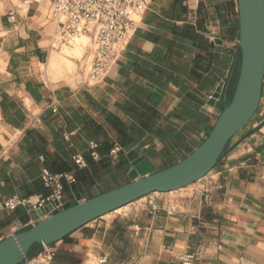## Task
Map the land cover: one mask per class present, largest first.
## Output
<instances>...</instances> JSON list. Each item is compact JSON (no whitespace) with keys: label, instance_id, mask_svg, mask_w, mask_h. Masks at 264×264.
<instances>
[{"label":"crops","instance_id":"1","mask_svg":"<svg viewBox=\"0 0 264 264\" xmlns=\"http://www.w3.org/2000/svg\"><path fill=\"white\" fill-rule=\"evenodd\" d=\"M146 1L109 77L91 85L89 57L78 71L76 59L52 55L56 23L48 0L21 13L18 29L7 18L11 2L0 0V201L38 203L47 195L44 169L71 173L75 182L51 205L60 212L95 197L96 189L129 183L136 159L144 156L160 172L208 137L238 74V0ZM65 71L72 75L47 78ZM91 143L99 145V161L90 156ZM115 146L121 152L111 156ZM78 156L86 167L76 166ZM157 198L162 210L155 215L135 202L129 213H119L126 206L54 244L53 264H98L105 255L108 264H180L187 253L196 254V264H264V82L255 118L217 167ZM39 211L1 214L0 242L36 225Z\"/></svg>","mask_w":264,"mask_h":264},{"label":"water","instance_id":"2","mask_svg":"<svg viewBox=\"0 0 264 264\" xmlns=\"http://www.w3.org/2000/svg\"><path fill=\"white\" fill-rule=\"evenodd\" d=\"M240 71L235 91L204 142L186 159L160 172L144 156L131 163L130 182L106 193L51 214L52 206L39 211L40 221L30 229L0 242V264H23L35 246H52L91 222L153 193L187 188L207 177L218 165L230 142L255 118L264 82V0H238ZM220 97L219 93L213 100ZM213 102V101H212ZM72 190L78 193L77 186ZM57 204V203H56ZM49 214V215H45Z\"/></svg>","mask_w":264,"mask_h":264},{"label":"built area","instance_id":"3","mask_svg":"<svg viewBox=\"0 0 264 264\" xmlns=\"http://www.w3.org/2000/svg\"><path fill=\"white\" fill-rule=\"evenodd\" d=\"M12 9L8 14V21L14 29L20 25V15L32 6L41 5L45 0H9ZM53 10L56 30L50 37V51L60 52L64 47L79 37H88L92 41L89 53L90 69L88 83L96 85L109 77L113 65L122 55L127 45L137 33L147 9L146 0H48ZM68 139V135H65ZM99 145L91 143L90 156L94 161L101 159ZM121 152L115 146L110 152L116 156ZM74 162L80 168L86 167L85 160L75 157ZM43 188L47 191L44 199L34 203L32 198L18 197L0 201V215L15 211L19 207L28 210H44L60 202L65 184H73L74 176L71 173H54L44 169L41 175ZM157 195L153 193L146 196L145 206L150 214L155 215L162 210ZM59 206L53 207L51 214L57 212ZM172 210H167L172 214ZM49 215V214H48ZM43 252L26 259L23 264H53L56 249L52 246H42ZM109 256L99 259L98 264H108ZM180 264H196L195 253H187L178 258Z\"/></svg>","mask_w":264,"mask_h":264},{"label":"rangeland","instance_id":"4","mask_svg":"<svg viewBox=\"0 0 264 264\" xmlns=\"http://www.w3.org/2000/svg\"><path fill=\"white\" fill-rule=\"evenodd\" d=\"M81 40H74L71 45L64 47L60 52H53L52 55L56 56L58 59L61 60H65V58H73L76 59L74 60V62L76 63L77 67L76 69H81L82 65L84 64L85 60H87V58L89 57V53L90 50L92 48V41L91 39L87 38L84 39V37H79ZM87 40V41H86ZM82 41H84V43H82ZM78 45H77V44ZM86 43V44H85ZM86 45V46H85ZM70 49V50H69ZM80 49V50H79ZM78 52H76V51ZM71 51V52H70ZM73 51V52H72ZM76 52V53H75ZM64 58V59H63ZM240 71V68H238V72ZM45 72V71H44ZM72 75L70 73H62V74H49L48 75V79L51 81H57L58 79H64L67 77V75ZM137 206L135 207H140L145 206L146 203V198H142L138 201ZM135 203V202H134ZM131 211V207L128 206L125 209L119 211V213H121V215H125L127 213H129ZM90 264H94V263H90Z\"/></svg>","mask_w":264,"mask_h":264},{"label":"trees","instance_id":"5","mask_svg":"<svg viewBox=\"0 0 264 264\" xmlns=\"http://www.w3.org/2000/svg\"><path fill=\"white\" fill-rule=\"evenodd\" d=\"M240 63H241V54H240V60H239V68H240ZM238 74H239V72H238ZM238 74H237V78H238ZM237 78H236L235 84H234L233 87H232V91L230 92V97H229V99H231L232 96H233V94H234L235 86H236V82H237ZM27 230H28V229H27ZM25 231H26V230H25ZM41 248H42V246H35V247L32 249L31 253H30V257H34V256H36L37 253L40 252V249H41Z\"/></svg>","mask_w":264,"mask_h":264},{"label":"bare ground","instance_id":"6","mask_svg":"<svg viewBox=\"0 0 264 264\" xmlns=\"http://www.w3.org/2000/svg\"><path fill=\"white\" fill-rule=\"evenodd\" d=\"M88 37H84V39H87ZM76 40L80 41L81 39L80 38H76ZM87 41V40H86ZM82 43H84V41H82ZM77 44V43H76ZM86 44V43H85ZM78 45V44H77ZM86 46V45H85ZM70 50V49H69ZM80 50V49H79ZM76 51V50H75ZM71 52V51H70ZM73 52V51H72ZM77 52V51H76ZM75 52V53H76ZM78 53V52H77ZM64 59V58H63ZM66 59V58H65ZM72 67V66H71ZM49 70V69H48ZM66 70V69H65ZM73 70V69H72ZM66 73V71H65ZM67 75V74H66Z\"/></svg>","mask_w":264,"mask_h":264}]
</instances>
